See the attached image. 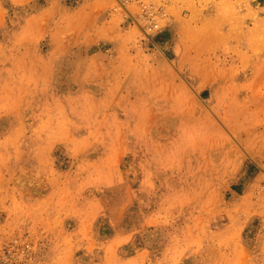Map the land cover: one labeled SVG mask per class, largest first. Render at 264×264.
Listing matches in <instances>:
<instances>
[{
    "label": "rangeland",
    "instance_id": "1",
    "mask_svg": "<svg viewBox=\"0 0 264 264\" xmlns=\"http://www.w3.org/2000/svg\"><path fill=\"white\" fill-rule=\"evenodd\" d=\"M50 1L0 0V251L18 239L40 257L35 264H264V181L240 203L257 214L230 215L239 209L227 202L199 212L192 197L163 199L175 212L145 214L155 197L134 207L127 182L96 162L95 103L81 101L77 68L92 49L62 54L52 44L36 18ZM112 1L141 50L159 56L178 28L174 12L194 29L223 20L264 38V0ZM239 216L249 218L243 230Z\"/></svg>",
    "mask_w": 264,
    "mask_h": 264
},
{
    "label": "crops",
    "instance_id": "2",
    "mask_svg": "<svg viewBox=\"0 0 264 264\" xmlns=\"http://www.w3.org/2000/svg\"><path fill=\"white\" fill-rule=\"evenodd\" d=\"M112 8V0H52L36 15L62 54L92 49L77 68L81 101L95 103L96 162L127 182L134 207L135 198L155 197L145 214L175 212L163 199L188 197L203 204L199 212L227 202L239 209L230 215L257 214L240 203L264 181V38L223 20L194 29L174 12L178 28L159 56L141 50ZM241 217L233 223L243 230L249 218Z\"/></svg>",
    "mask_w": 264,
    "mask_h": 264
},
{
    "label": "built area",
    "instance_id": "3",
    "mask_svg": "<svg viewBox=\"0 0 264 264\" xmlns=\"http://www.w3.org/2000/svg\"><path fill=\"white\" fill-rule=\"evenodd\" d=\"M18 251H21L25 254L27 258H34L38 256L34 251L31 250L30 244L28 241L24 240L17 243L16 240L10 241L4 246L2 250V254H0V264L8 263L10 260H13V257L15 254H17ZM19 264V263H16Z\"/></svg>",
    "mask_w": 264,
    "mask_h": 264
},
{
    "label": "bare ground",
    "instance_id": "4",
    "mask_svg": "<svg viewBox=\"0 0 264 264\" xmlns=\"http://www.w3.org/2000/svg\"><path fill=\"white\" fill-rule=\"evenodd\" d=\"M15 240L17 241V243H19L21 241V240L18 241V239H15ZM7 243H5L4 246H6ZM4 246L2 247L0 254L3 253L2 250H3ZM14 255L15 256L13 257V260H10L8 263H5V264H16V263H19V264H35V263H37V261L40 260V257H38V256H36L34 258H27L23 252H19L17 254L14 253Z\"/></svg>",
    "mask_w": 264,
    "mask_h": 264
}]
</instances>
